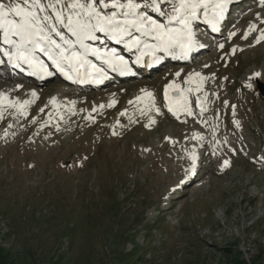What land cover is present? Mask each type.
I'll return each instance as SVG.
<instances>
[{
	"label": "rangeland",
	"instance_id": "obj_1",
	"mask_svg": "<svg viewBox=\"0 0 264 264\" xmlns=\"http://www.w3.org/2000/svg\"><path fill=\"white\" fill-rule=\"evenodd\" d=\"M257 8L229 23L215 54L147 84L154 92L143 102L127 104L144 87L135 82L105 91L114 99L103 105L93 103L103 92L52 86L17 129L2 125L0 246L21 264H264V93L254 89L256 80L264 86V5ZM171 85L165 112L160 97ZM193 155L204 161L199 185ZM215 161L226 171H209Z\"/></svg>",
	"mask_w": 264,
	"mask_h": 264
},
{
	"label": "snow or ice",
	"instance_id": "obj_2",
	"mask_svg": "<svg viewBox=\"0 0 264 264\" xmlns=\"http://www.w3.org/2000/svg\"><path fill=\"white\" fill-rule=\"evenodd\" d=\"M165 2L171 5L169 11L161 7ZM232 3L233 0H144L143 4L137 0H10L9 3L0 2V33L3 44L11 46L4 55L16 68L23 62L46 73L44 78L54 76L55 73L38 60L36 54L39 52L68 79L73 78L70 72L79 74L82 67H90L102 76L103 70L88 59L89 55L113 68L118 64L122 70H127V62L116 56L115 49L102 52L93 47L89 41L101 40L98 33L117 44H125L129 50L141 46L151 49V53L141 52L137 64L145 54L154 56L156 51L171 54L177 47L187 56L191 45L186 42L183 30L197 18V10L210 7L214 18H223L225 9ZM142 8H150L166 17L167 23L157 22ZM172 22L181 27H169ZM213 29L216 30L215 24ZM141 37L151 38L155 43L148 44ZM261 39H264V32H261ZM156 59L159 62V58ZM32 95L35 96V92ZM192 159L194 167L195 155Z\"/></svg>",
	"mask_w": 264,
	"mask_h": 264
},
{
	"label": "bare ground",
	"instance_id": "obj_3",
	"mask_svg": "<svg viewBox=\"0 0 264 264\" xmlns=\"http://www.w3.org/2000/svg\"><path fill=\"white\" fill-rule=\"evenodd\" d=\"M3 85H6V83H0V86H3ZM9 88H10V93L11 94H13V95H15V94H18V95H24V94H26L25 93V90H26V88H28V85L27 84H25V85H23V88H16V87H11V85H9L8 86ZM172 88L170 87L169 88V90H171ZM144 90V89H143ZM148 90H144V91H140V92H138V93H143V92H147ZM167 91H168V89H167ZM132 96H137V94L136 93H134ZM107 98V96H101V97H99L98 99H96L93 103L94 104H103L104 103V101H105V99ZM13 117H18L17 116V114L15 113H13ZM53 119L54 118H49L48 120H47V122H50V121H53ZM27 123V122H26ZM6 124V123H5ZM18 124V123H17ZM21 125V124H20ZM8 126V125H7ZM10 127H11V129H17V127L15 126V124H13V123H11L10 124ZM26 129H27V127H28V124L27 125H25L24 126ZM23 127V128H24ZM10 129V128H9ZM5 136V135H4ZM4 136H3V139H4ZM5 137H8L7 135L5 136ZM7 139V138H6ZM7 142V141H6ZM204 183V182H203Z\"/></svg>",
	"mask_w": 264,
	"mask_h": 264
},
{
	"label": "trees",
	"instance_id": "obj_4",
	"mask_svg": "<svg viewBox=\"0 0 264 264\" xmlns=\"http://www.w3.org/2000/svg\"><path fill=\"white\" fill-rule=\"evenodd\" d=\"M21 259L15 258L11 252L5 251L2 246H0V264H21Z\"/></svg>",
	"mask_w": 264,
	"mask_h": 264
}]
</instances>
